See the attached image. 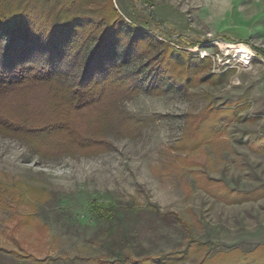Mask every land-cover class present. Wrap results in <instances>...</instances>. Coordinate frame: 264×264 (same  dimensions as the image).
<instances>
[{
  "label": "rangeland",
  "instance_id": "rangeland-1",
  "mask_svg": "<svg viewBox=\"0 0 264 264\" xmlns=\"http://www.w3.org/2000/svg\"><path fill=\"white\" fill-rule=\"evenodd\" d=\"M76 2H112L123 24L153 37L122 72L145 74L168 50L209 59L178 88L124 99L144 124L134 137L109 131L110 149L47 158L0 135V264H143L171 252L155 263L264 264V0ZM217 41L244 43L248 56ZM92 201L116 213L114 247Z\"/></svg>",
  "mask_w": 264,
  "mask_h": 264
},
{
  "label": "trees",
  "instance_id": "trees-1",
  "mask_svg": "<svg viewBox=\"0 0 264 264\" xmlns=\"http://www.w3.org/2000/svg\"><path fill=\"white\" fill-rule=\"evenodd\" d=\"M49 1L54 3L50 12L39 8V0H0V135L22 140L44 157L110 149L108 132L113 130L138 135L144 118L124 110L121 102L141 91L178 88L180 80L185 84L193 69L209 59L168 50L171 54L163 57L168 59L145 64V74L122 72L119 66L141 49L139 41L151 43L152 36H140L132 23L125 25L112 2L108 10L96 11L81 9L76 0ZM171 55L182 61L178 72ZM90 206L96 218L109 220V242L114 247L116 213L102 202L92 201ZM175 253L151 256L147 258L151 262L143 264H156ZM130 257L118 252L116 259Z\"/></svg>",
  "mask_w": 264,
  "mask_h": 264
},
{
  "label": "bare ground",
  "instance_id": "bare-ground-1",
  "mask_svg": "<svg viewBox=\"0 0 264 264\" xmlns=\"http://www.w3.org/2000/svg\"><path fill=\"white\" fill-rule=\"evenodd\" d=\"M217 44L222 46L224 49L230 48L232 51H234L241 58H245L248 56L244 43H241V42L234 43V42H230V41H217Z\"/></svg>",
  "mask_w": 264,
  "mask_h": 264
}]
</instances>
